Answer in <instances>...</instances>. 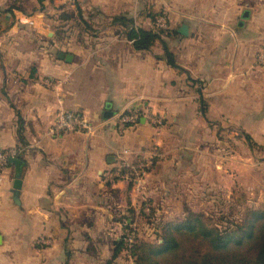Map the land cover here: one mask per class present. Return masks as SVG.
<instances>
[{"label":"crops","instance_id":"obj_1","mask_svg":"<svg viewBox=\"0 0 264 264\" xmlns=\"http://www.w3.org/2000/svg\"><path fill=\"white\" fill-rule=\"evenodd\" d=\"M150 14L173 64L159 41L127 39L153 30ZM0 27V151L20 163L0 183V264H135L114 249L143 202L161 221L178 199L264 194V0H0ZM60 112L93 132L50 134ZM123 113L139 119L119 133ZM123 150L161 156L138 192L115 177ZM140 223L148 243L158 232Z\"/></svg>","mask_w":264,"mask_h":264},{"label":"trees","instance_id":"obj_2","mask_svg":"<svg viewBox=\"0 0 264 264\" xmlns=\"http://www.w3.org/2000/svg\"><path fill=\"white\" fill-rule=\"evenodd\" d=\"M13 9V7L10 8L9 12ZM149 17L153 22L163 18L167 24L163 15L154 16L150 14ZM122 22H128V25L131 24L129 21ZM169 32L168 29L162 30L156 26L151 31L131 27L127 32V39L132 41L134 48L139 51H148L156 41H159L163 45L169 63L173 64L172 56L167 51L163 41V38L167 37ZM144 206L149 208V214L147 215L143 213ZM251 215L250 221L244 226L243 231H241V226L236 228L237 230H225L224 233L213 234L196 220H186L177 224L169 223L159 228L157 221H154L156 214L151 210L148 203L143 202L138 217L131 216L122 219L123 232L118 242L115 243V255L125 252L135 264H161V257L175 254L178 251L180 243L177 236L190 235L194 240L206 241L210 252L217 251L231 254V259L228 258L227 254L226 261L228 262L226 263L264 264V213H253ZM129 219H131L130 223L128 222ZM139 220L141 222L145 220L148 226H153L159 232L156 234H161L160 243L153 245L139 241L136 229V223ZM131 234H133V244L129 248L126 240ZM211 261H202L200 264H211ZM190 264L198 263L196 260H192Z\"/></svg>","mask_w":264,"mask_h":264},{"label":"rangeland","instance_id":"obj_3","mask_svg":"<svg viewBox=\"0 0 264 264\" xmlns=\"http://www.w3.org/2000/svg\"><path fill=\"white\" fill-rule=\"evenodd\" d=\"M13 8L14 10L23 12L28 17L33 14L35 10V14L39 13L38 6L34 11L33 8L30 7L23 8L22 6H13ZM33 28L28 26L27 29L37 32V30ZM4 31L5 29L0 27V32ZM226 191L227 193H224V198L209 200L207 205L195 200L191 202L187 200V203L183 199H178L175 201L174 207L171 206L175 208L177 212L179 211L178 214L167 216L168 219L165 216L166 219H161V221H159V217L156 215L154 216V221H157L159 228H161L169 223L177 224L183 223L186 220H196L201 226L207 228V230L211 231L213 234H217L218 232L224 233L225 230H237L236 228H240L241 226V231H243L245 229L244 226L250 221L251 214L264 213V194H253L249 196V191L245 186H229ZM142 221V224L140 223L138 225L146 226L145 220ZM151 228L153 227H150V229ZM160 239L161 234H154L152 232V235L148 238L149 241L146 242H148V244L157 245L161 242ZM177 239L180 243L178 251L175 254H168L161 257V264H190L192 260H196L198 264L208 260H212L211 264H229L226 263L228 262L226 261L228 253L217 251L210 252L206 241L194 240L190 235L177 236ZM228 258L231 259L232 255L228 254Z\"/></svg>","mask_w":264,"mask_h":264},{"label":"built area","instance_id":"obj_4","mask_svg":"<svg viewBox=\"0 0 264 264\" xmlns=\"http://www.w3.org/2000/svg\"><path fill=\"white\" fill-rule=\"evenodd\" d=\"M27 24L29 26H33V21H28ZM155 26L162 30H167L168 26L163 18H159L156 21ZM257 63L264 67V50H262L257 55ZM139 119V116L135 113H123L120 114L116 121V126L119 133H123L127 128L134 126ZM156 123L157 121L154 120ZM92 125L81 117H76L72 115H67L65 113H59L53 127L50 129V134H91L93 132ZM121 157H119V166L116 170L115 177L126 181L135 192L141 190L144 185V179L149 172V170L153 166V159H160L161 156L156 153L152 154V158L147 161H141L140 163H133L125 159L124 157H128L131 155V152L128 150H123L121 152ZM18 158V151L15 149L8 151H0V183L3 177V173L7 166L10 164L9 162L13 159ZM144 214H149V208L145 207L143 210ZM129 222V221H128ZM127 243L129 248L132 247L133 244V234H131L127 238Z\"/></svg>","mask_w":264,"mask_h":264},{"label":"water","instance_id":"obj_5","mask_svg":"<svg viewBox=\"0 0 264 264\" xmlns=\"http://www.w3.org/2000/svg\"><path fill=\"white\" fill-rule=\"evenodd\" d=\"M243 17H245V15L243 16ZM178 33L180 34V35H182V36H187V34H188V30H187V26L186 25H182L181 27H180V29L178 30ZM58 58L60 59V60H63V61H65V62H71V55H65V54H59L58 55ZM10 164H13V165H16V166H18L20 163H19V161L17 160V159H13V160H11L10 162H9ZM19 188H20V181L19 180H16L15 182H14V189L15 190H19Z\"/></svg>","mask_w":264,"mask_h":264}]
</instances>
